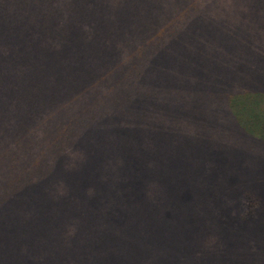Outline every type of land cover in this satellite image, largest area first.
<instances>
[{"label": "trees", "instance_id": "1", "mask_svg": "<svg viewBox=\"0 0 264 264\" xmlns=\"http://www.w3.org/2000/svg\"><path fill=\"white\" fill-rule=\"evenodd\" d=\"M238 2L0 0V264H256L264 0Z\"/></svg>", "mask_w": 264, "mask_h": 264}, {"label": "rangeland", "instance_id": "2", "mask_svg": "<svg viewBox=\"0 0 264 264\" xmlns=\"http://www.w3.org/2000/svg\"><path fill=\"white\" fill-rule=\"evenodd\" d=\"M235 2H236V0H235ZM235 2H234V0H223V3H224V5L226 4L227 8L231 7V9L233 10L234 6H238L239 7L238 10H236L237 12L236 11L235 12L231 11V12H228L229 15H223V16H225L226 18H229V17L235 18L236 16H240L239 15V11L240 10H242V11L244 10V12H245V8L246 7H245L244 2H238L239 5H237V4L233 5ZM263 219H264V207L261 206L260 209L257 212V215H256L255 219H252L251 222H248V223H245V224H244L245 220H243V222H242V224H244L243 225V229L244 228L245 229L246 228H250L251 230H253V229H255L256 225L259 224L260 221H264ZM261 228H262V231H263L261 242L260 243L257 242V243H254V244L251 245L252 251L254 253H256V260H257L256 264H264V225ZM261 248H263V249H261Z\"/></svg>", "mask_w": 264, "mask_h": 264}]
</instances>
